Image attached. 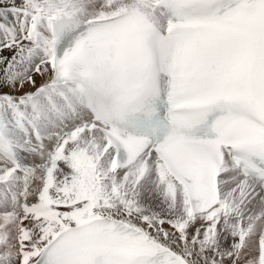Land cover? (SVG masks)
Returning a JSON list of instances; mask_svg holds the SVG:
<instances>
[{
    "label": "snow or ice",
    "instance_id": "snow-or-ice-1",
    "mask_svg": "<svg viewBox=\"0 0 264 264\" xmlns=\"http://www.w3.org/2000/svg\"><path fill=\"white\" fill-rule=\"evenodd\" d=\"M0 264H264V0H0Z\"/></svg>",
    "mask_w": 264,
    "mask_h": 264
}]
</instances>
